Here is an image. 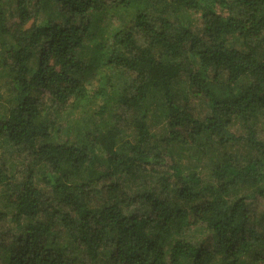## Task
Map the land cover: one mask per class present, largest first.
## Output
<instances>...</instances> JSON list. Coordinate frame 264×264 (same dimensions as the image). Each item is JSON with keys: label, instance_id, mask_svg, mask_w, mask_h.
<instances>
[{"label": "trees", "instance_id": "1", "mask_svg": "<svg viewBox=\"0 0 264 264\" xmlns=\"http://www.w3.org/2000/svg\"><path fill=\"white\" fill-rule=\"evenodd\" d=\"M9 1L0 264H264V0Z\"/></svg>", "mask_w": 264, "mask_h": 264}, {"label": "rangeland", "instance_id": "2", "mask_svg": "<svg viewBox=\"0 0 264 264\" xmlns=\"http://www.w3.org/2000/svg\"><path fill=\"white\" fill-rule=\"evenodd\" d=\"M8 4V7L10 11H13V4L9 0H5ZM32 25V22H30L26 27L29 28ZM9 43V41L5 38H2L0 40V56L4 54V47L5 45ZM9 78L7 77L6 73L0 70V94L2 95V98L0 99V113L4 112V107L8 104L6 102L8 101L9 97L12 95L8 92V84H9ZM5 102V104H4ZM196 109L202 110V105L195 104ZM23 166L24 170H27L28 167V160L26 158L19 159L14 155V152L6 142L0 140V169H2L4 172H6L8 175H15V172L19 173V169ZM135 190V189H130ZM1 189H0V196H1Z\"/></svg>", "mask_w": 264, "mask_h": 264}]
</instances>
